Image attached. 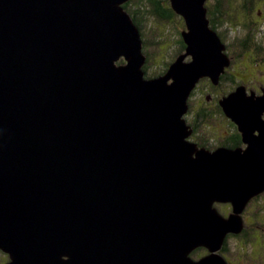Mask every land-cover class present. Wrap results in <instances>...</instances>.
I'll return each mask as SVG.
<instances>
[{"label": "water", "instance_id": "water-1", "mask_svg": "<svg viewBox=\"0 0 264 264\" xmlns=\"http://www.w3.org/2000/svg\"><path fill=\"white\" fill-rule=\"evenodd\" d=\"M126 1L0 0L6 264H227L217 251L264 190V133L252 135L259 109L243 87L219 102L245 150L186 140L190 92L229 64L206 0H169L186 46L152 78ZM197 246L210 253L192 259Z\"/></svg>", "mask_w": 264, "mask_h": 264}, {"label": "flooded vegetation", "instance_id": "flooded-vegetation-1", "mask_svg": "<svg viewBox=\"0 0 264 264\" xmlns=\"http://www.w3.org/2000/svg\"><path fill=\"white\" fill-rule=\"evenodd\" d=\"M167 1L170 6L169 0ZM167 1L164 2L167 3ZM239 2L240 8L236 15L239 21V35L231 41L226 39L222 29L224 20L227 21L225 18V15L228 13L227 7L223 6L226 0H206L204 3L208 25L219 37L223 45L222 53L228 57L229 64L223 67L216 82H214L210 76H202L196 82L188 96V109L183 115L186 130L189 132L186 136V140L195 144L198 149L204 148L208 151H214L221 147L229 149H246L248 144L244 140L243 131L239 129L237 122L223 111L219 102L221 98L234 91L237 87H243L247 96L252 94L253 100H257L256 104L259 109L258 118L253 128L252 135L259 138L264 133V78L244 80L243 78L239 79L236 77L238 79L233 80V74L230 72V68L235 62H237L235 65V70L237 72H240L241 67L247 69L246 61H248L250 62L251 68L257 69L254 70L257 74L264 75V0H239ZM177 15L183 20L184 27H186L183 16ZM236 27L237 26H235V30ZM181 31L180 39L183 41ZM180 39L178 43L180 49L184 52L186 45L183 41L185 45L183 46ZM234 49L236 50L235 53ZM191 58L192 55H189L187 60ZM166 70L164 69L163 73H165ZM228 79H230L232 83L229 87L225 86L227 85L226 80ZM194 102L196 103V107L193 106ZM215 115L216 123H209L207 119H211ZM218 205H224L227 209L222 212L223 210L221 211ZM213 207L224 217H228L233 211V206L230 201H222L221 203L215 201ZM262 211L264 212V190L252 196L247 201L243 210L240 212L243 222L242 229L239 232H228L225 235L223 244L217 251L227 264H239L240 261H243L244 264H264V215L261 214ZM249 216L253 217V220L247 222V217ZM254 221H259L260 227L263 229H253L252 233L251 230H248V224ZM240 237L245 238L247 241L253 238V240H256V244L262 242L261 244L263 246L257 249L255 256L252 255L253 257H249L251 262H247L246 259L241 260V258L235 261L229 256L230 249L233 247L235 239ZM197 249L206 250L203 255H199V258L210 253V250L205 246H197L194 248V251ZM235 254L236 252L234 255ZM246 257H248L247 254ZM9 260V254L0 249V264H5Z\"/></svg>", "mask_w": 264, "mask_h": 264}, {"label": "rangeland", "instance_id": "rangeland-1", "mask_svg": "<svg viewBox=\"0 0 264 264\" xmlns=\"http://www.w3.org/2000/svg\"><path fill=\"white\" fill-rule=\"evenodd\" d=\"M213 1V0H212ZM141 5L143 8H150L149 3L147 0H133L131 3V7H136L137 5ZM224 7H227L228 13L225 15L224 24L222 25V29L225 33L226 39L231 41L234 40L238 35V19L236 18L237 11L240 8V2L239 0H226V3L223 5ZM141 28H142V39L146 40V48H143V52L145 53L147 51L148 53V60L147 63V69L145 72L146 78H152L156 77L157 75L163 73V70L168 67V65L173 62L176 58V56L180 53H183L182 49H180V45L178 43L180 39V31L185 29L183 20L177 15L174 14L172 17L168 19L160 18L158 16H152L150 12H147L145 14V18L141 19ZM235 26L236 30H235ZM234 49V53H235ZM188 56L185 57V60H187ZM123 59L121 58L117 63L122 62ZM247 62V69L244 67L240 68V72H237L235 70V65L237 62L234 63V65L230 68V72L233 74L232 79H241L244 80L248 79H262L264 78V75L257 74L254 70H257L256 68H251L250 62ZM248 70V71H245ZM238 77V78H236ZM227 81V87L231 86L230 79ZM254 83V82H252ZM193 106L196 107V103H193ZM216 115L213 116L211 119H207L209 123H216ZM222 202V201H217ZM218 208L224 212L227 208L224 205H218ZM262 215H264V212H261ZM260 214V215H261ZM259 215V216H260ZM260 219V218H259ZM253 220V217L249 216L247 217V222ZM263 222V220H262ZM253 229L260 230L263 229L260 227V222H252L248 224V230H251L253 233ZM256 240L250 239V241H247L245 238H238L235 239V242L233 243V247L230 249L229 256L232 260H237L241 258V260H247V262H251L249 257L255 256V252L258 248L262 247L263 245L261 243L256 244ZM262 250V249H261ZM204 252H206L205 249H197L194 251V249L189 253V256L193 259L199 258V255H203ZM236 254L234 255V253ZM246 253L248 257H246ZM253 255V256H252ZM6 264V263H5ZM239 264H244L243 261H240Z\"/></svg>", "mask_w": 264, "mask_h": 264}, {"label": "trees", "instance_id": "trees-1", "mask_svg": "<svg viewBox=\"0 0 264 264\" xmlns=\"http://www.w3.org/2000/svg\"><path fill=\"white\" fill-rule=\"evenodd\" d=\"M147 1L149 3L150 8H147V7L143 8L139 4L133 8V7H131V3L133 2V0H128L122 5L124 7V9L127 10L128 13L131 15L135 24L139 27L141 35H142L141 19L145 18V14L147 12H150V14L152 16H158V17H161L164 19H168L172 15L175 14L173 9L168 5L167 0H164V1H167V3H165L163 0H147ZM141 38H142V36H141ZM142 41H143L144 48H146L145 47L146 46V40L142 39ZM181 43H183V41ZM182 45L185 46L186 44L184 45V43H183ZM145 55H146V61H147L148 60L147 51L145 52ZM122 62H124V60ZM143 68H144V71L146 72V69H147V63L146 62L144 64Z\"/></svg>", "mask_w": 264, "mask_h": 264}]
</instances>
